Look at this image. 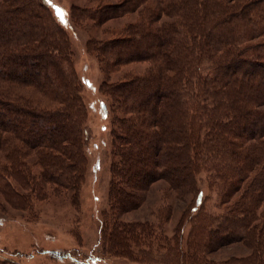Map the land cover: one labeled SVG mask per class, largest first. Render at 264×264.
I'll return each instance as SVG.
<instances>
[{"label": "trees", "instance_id": "obj_1", "mask_svg": "<svg viewBox=\"0 0 264 264\" xmlns=\"http://www.w3.org/2000/svg\"><path fill=\"white\" fill-rule=\"evenodd\" d=\"M88 1L92 7L72 9L73 20H127L87 43L110 76L130 67L102 87L115 160L106 252L150 261L166 250L167 264H209L210 252L240 243L250 253L235 262L264 264V0ZM41 3L0 0V196L20 207L30 205L21 189L42 190L23 155L36 156L55 193L73 197L87 161L72 51ZM202 176L217 214L206 209ZM159 182L181 198L193 193L185 249L180 230L167 237L147 221L121 219Z\"/></svg>", "mask_w": 264, "mask_h": 264}, {"label": "rangeland", "instance_id": "obj_2", "mask_svg": "<svg viewBox=\"0 0 264 264\" xmlns=\"http://www.w3.org/2000/svg\"><path fill=\"white\" fill-rule=\"evenodd\" d=\"M37 1L43 6L42 0ZM43 1L48 7L47 15L66 34L72 51V67L81 82L79 95L86 114L84 181L78 196L73 197V192L62 190L55 193L52 184L41 179L44 168L36 156L33 153L23 155L29 167L27 172L38 178L42 190L37 193L27 186L21 189L24 194H29L30 205L27 207L16 206L0 196V261L16 264H167L166 250L154 255L150 261H133L107 253L102 241L103 215L111 213V166L115 162L111 150L113 112L102 87L104 83L120 79L130 67L110 76L96 55L87 51V43L108 39L113 30L127 20H109L102 25L93 21L76 22L71 16L72 9L92 7L88 0ZM4 155L6 153L0 157L4 158ZM198 188L203 193L207 211L211 215L217 214V196L209 190L204 176L199 180ZM144 194L142 205L137 210L123 213L121 219L125 222L147 221L159 226L167 237H174L180 230L179 236L183 237L180 247L185 249L190 230L187 210L193 205V193L183 194L181 198L179 191L159 182ZM249 253V249L240 243L227 244L210 252L206 260L209 264H238L235 260Z\"/></svg>", "mask_w": 264, "mask_h": 264}, {"label": "snow or ice", "instance_id": "obj_3", "mask_svg": "<svg viewBox=\"0 0 264 264\" xmlns=\"http://www.w3.org/2000/svg\"><path fill=\"white\" fill-rule=\"evenodd\" d=\"M63 15V13H61V16Z\"/></svg>", "mask_w": 264, "mask_h": 264}]
</instances>
